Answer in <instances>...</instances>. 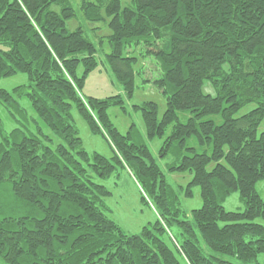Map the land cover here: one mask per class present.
<instances>
[{
    "label": "trees",
    "instance_id": "1",
    "mask_svg": "<svg viewBox=\"0 0 264 264\" xmlns=\"http://www.w3.org/2000/svg\"><path fill=\"white\" fill-rule=\"evenodd\" d=\"M127 1L83 0L78 8L90 25L106 23L110 33L100 42L107 40L106 62L124 89V96L97 99L83 94L99 66L87 37L97 28L67 29L74 2L0 0V79H28L12 92L0 89V108L16 124L6 131L0 115V264H264V225L256 222L264 221L256 191L264 181V132L257 134L264 120V0ZM139 48L161 70L151 83L166 110L159 117L154 102L133 108L148 140L171 128L159 157L173 147L181 153L166 169L192 175L185 192L174 191L137 141L135 125L123 135L109 114L125 112L135 93ZM208 82L215 96L203 92ZM250 104L256 107L237 117ZM73 110L108 140L112 159L84 149ZM180 114L189 117L181 122ZM117 166L131 171L142 202L159 216L140 235L124 233L105 205L111 192L97 180L110 179ZM195 187L202 206L184 211L181 195L192 198ZM236 192L241 213L223 206Z\"/></svg>",
    "mask_w": 264,
    "mask_h": 264
},
{
    "label": "rangeland",
    "instance_id": "2",
    "mask_svg": "<svg viewBox=\"0 0 264 264\" xmlns=\"http://www.w3.org/2000/svg\"><path fill=\"white\" fill-rule=\"evenodd\" d=\"M76 9V17L67 23V29L74 31L77 27H82L86 32L91 30L92 26L97 28L96 31L87 33V37L92 43H94L98 49V63L99 66L93 71L86 79L83 94L86 98L105 99L116 95L124 96V89L122 84L118 81L115 74L106 62V55L110 53V47L107 40L103 43L100 42L102 37L109 35L106 23H99L90 25L86 22L82 13L78 8L83 0H72ZM128 4L127 0H123V6ZM131 50H129L130 52ZM145 50L139 48L136 50L135 55L139 58L136 69L135 77V93L131 99L126 101V111H122L119 108H112L109 110V114L112 122L123 135L127 134L130 127L134 124L136 127L137 141L148 146L153 156L158 159V164L162 168L164 174L170 185L173 186L175 192H185L188 184L192 180L190 173H175L170 174L167 171V167L170 165H177L179 163L181 153L171 148L168 156L159 157L167 137L170 135L171 128L167 131L166 136L163 139L148 140L146 136V128L141 115V112L136 111L133 106L142 105L146 102H154L159 107V117H162L166 110V98L154 85L155 79L161 77V70L157 67L155 58L147 56ZM145 54V56H144ZM83 69L80 68V73ZM149 80V82H147ZM28 84V79L25 75H18L15 77L0 79V89H5L12 92L16 87L24 86ZM203 92L208 95L215 96V89L208 82L203 87ZM22 106L26 109L27 114L34 119V114L31 104L27 100H20ZM255 104H250L243 108L237 117H241L255 108ZM73 122L78 129L79 136L83 141L84 149L92 154L98 153L108 159L113 158V151L107 139L101 135H96L92 132L87 122L79 115L76 110L72 111ZM0 115L3 123V127L6 131L13 129L16 124L8 116L3 108H0ZM189 117L188 114H180L181 122H185ZM213 119L217 124L221 123V119L216 117ZM264 132V120L258 129V136ZM48 135L55 140V135L47 131ZM57 140V139H56ZM188 147H196L194 140L188 142ZM113 161V160H111ZM98 183L104 185L111 196L105 200V205L109 209V216L117 222L124 233L128 235H140L145 227H150L152 224H156L158 221V214L155 208L150 204L143 203L141 200V188L135 181L133 174L127 168L117 166L114 175L105 181H99ZM256 191L260 197L264 200V181L259 182L256 185ZM193 197L185 198L181 195V203L184 211L190 212L195 209H199L202 206V200L200 195V188L195 187L192 189ZM224 208L230 212L241 213L245 211V204L240 198L238 192L233 193L223 203ZM259 224L264 225L263 220L256 221ZM177 231L176 229H174ZM175 231L173 232L175 234ZM208 253V250L205 249Z\"/></svg>",
    "mask_w": 264,
    "mask_h": 264
}]
</instances>
